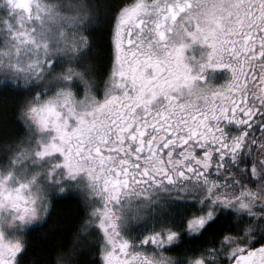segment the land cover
I'll list each match as a JSON object with an SVG mask.
<instances>
[{"label": "snow or ice", "instance_id": "6c2138e0", "mask_svg": "<svg viewBox=\"0 0 264 264\" xmlns=\"http://www.w3.org/2000/svg\"><path fill=\"white\" fill-rule=\"evenodd\" d=\"M0 264H264V0H0Z\"/></svg>", "mask_w": 264, "mask_h": 264}, {"label": "flooded vegetation", "instance_id": "af4514ba", "mask_svg": "<svg viewBox=\"0 0 264 264\" xmlns=\"http://www.w3.org/2000/svg\"><path fill=\"white\" fill-rule=\"evenodd\" d=\"M205 46L199 44H193L190 49H186V53L189 55L200 56L204 51ZM229 71L227 69H207L205 76L206 82L213 85L222 84L225 80L229 78Z\"/></svg>", "mask_w": 264, "mask_h": 264}]
</instances>
